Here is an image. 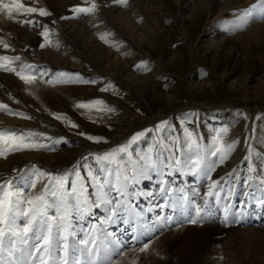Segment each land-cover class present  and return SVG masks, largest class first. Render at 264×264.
I'll list each match as a JSON object with an SVG mask.
<instances>
[{
  "label": "rangeland",
  "instance_id": "obj_1",
  "mask_svg": "<svg viewBox=\"0 0 264 264\" xmlns=\"http://www.w3.org/2000/svg\"><path fill=\"white\" fill-rule=\"evenodd\" d=\"M58 1L35 0L33 3V0H21L26 6L44 8L51 15L14 16V19L24 21L31 17L42 21L38 29L42 33L47 25L50 42L54 36L57 39L59 36L61 40L64 38L57 27L59 20L91 18L97 22L101 15L105 16V23H98L100 26L105 24L107 28L97 35V45L103 48L100 55L106 56L110 50L119 53L121 64L108 68L105 57L101 61L100 55L91 51L74 59L77 66L74 69L61 66L56 70L44 62H34L35 55L44 50L49 42L41 48L45 41L39 33L38 43L26 45L23 34L28 25L4 19L7 31L0 38L10 45V50L0 47V55L9 53L12 55L8 56L15 57L16 48L10 41L21 42L24 46L21 55H18L21 62H18L19 66L16 62L15 67L27 64L35 66L36 72L56 71L57 75L66 72L70 76L58 75L55 84H46L47 73L43 79H38L46 87L36 82L27 85L28 90L25 91L28 92L23 93L20 101L11 88L7 91L9 97L14 99L12 103H6L0 96V103L9 108L14 104L18 109L13 111L31 117L25 119L11 115L13 119L24 120L25 126L0 123V129L5 127L18 133L33 131L42 134L32 139L45 145L41 150L16 152L6 159L0 158L6 163L0 166V184L15 178L14 183L19 190L35 194L49 183V177L41 173L60 177L77 170L81 175H86L90 170L98 179L104 178L107 173L95 157L127 143L133 136H140L133 146L135 156H142L149 148H154L161 135H171L180 138L177 157L187 159L186 150H181L184 149V129L195 134L203 148L201 155L206 164L212 165L214 158L209 155L212 140L226 130L223 140L225 144H234V150L222 164L215 161L218 166L211 173L212 180L223 178L221 195H225L219 202L209 199L208 205H204L202 197L210 183L207 176L193 175L183 165L174 166L162 171H150L156 174L152 192L151 187L144 184L143 175H140L128 187L127 195L120 198L123 206L112 216L111 222L102 223L110 212L105 208H96L83 218L73 216L72 224L77 239L85 235L96 237L100 247L95 259L100 262L107 260L113 247L122 245L121 250L128 249L126 256L120 258L118 254L112 255V259L118 260L119 264H132L137 259L132 246L139 247L151 241L150 251L139 255V264H180L181 258L189 255L197 256L199 264H264L262 219L258 221L263 223L259 230L260 237L246 235L229 242L220 238L219 243L210 245L205 244L206 230H192L206 222L195 225L187 222V218L193 216L191 204H200L204 209L202 216L207 214L208 219L220 213L222 221L227 205L232 209L230 215H237L240 220L243 212L256 213L259 208L260 216L264 212V184L261 183L264 181V16L254 15L245 22L241 15L258 0H188L185 4V0H127L126 6L113 0H94L97 8L88 14H75L70 9L90 7L91 0H72L74 5L70 4L72 6L66 14L56 18L54 9ZM115 8L130 10L131 24H137L141 31H146L153 20L157 31L144 39L146 42L135 46L123 34L126 31L122 33L109 20V10ZM0 16L6 17L4 14ZM71 74H79L80 81L75 82L76 78ZM70 78L73 82H61ZM54 85L56 90L50 89ZM105 88L108 90L102 91ZM96 99L104 101L114 111H86L75 107L77 103ZM54 114L67 119L61 122L53 118ZM1 115L7 114L0 112ZM69 121L78 127H71ZM162 122H167L171 127L158 133L156 128ZM87 136L100 138L106 143L90 141ZM234 158L236 164L229 169ZM223 170H226L225 173ZM241 173H244L243 187L248 188L253 197L249 201L251 209L243 208V196L248 191L243 193L241 190L238 196L235 195L236 188H232L234 176ZM193 177L200 178L198 186L186 184ZM68 178L71 181L74 175ZM229 178L231 183L225 189ZM33 180L36 181L35 192L30 188ZM162 181L163 186L171 191V196L161 194ZM90 195L95 200L91 188ZM182 195L188 196L191 204L183 201ZM165 204L168 207H164ZM91 217L94 220H89ZM157 222L161 227L158 228ZM119 232L128 234V237L125 236L128 241L122 240ZM143 234L146 237L141 241H130L132 237L138 240Z\"/></svg>",
  "mask_w": 264,
  "mask_h": 264
},
{
  "label": "snow or ice",
  "instance_id": "obj_2",
  "mask_svg": "<svg viewBox=\"0 0 264 264\" xmlns=\"http://www.w3.org/2000/svg\"><path fill=\"white\" fill-rule=\"evenodd\" d=\"M114 3L126 6L127 0H113ZM35 3V0H33ZM97 8L94 0H91L90 7H73L70 9L75 14L93 13ZM0 14H4L8 20L27 24L30 27L39 26V21L16 20L14 16L40 17L50 16L51 13L44 8L26 6L21 0H0ZM245 22L254 15L264 16V0L252 4L241 14ZM66 17H62L64 19ZM54 23V21H53ZM49 28L43 27L40 35L44 38V43L40 45L44 48L49 42ZM0 47L10 50V45L0 39ZM19 56L10 57L0 55V71L15 74L25 85H31L38 78L43 79L44 72H36L33 65H22L19 68L14 65L20 61ZM61 77L70 76L66 72L58 73ZM75 76V82L80 81L79 74ZM49 83L50 81H44ZM65 83H71L70 78ZM84 83H93L84 81ZM108 89H102L107 91ZM78 109L86 111L95 110L97 112H111L114 109L105 104L104 101L96 99L90 102H81L75 105ZM0 112L16 116L18 118L30 119L24 113L15 112L8 105L0 103ZM54 119L64 122L67 117L54 114ZM71 127H78L68 122ZM167 122H162L157 126L156 131L163 133L165 129H170ZM217 134L212 140L209 155L214 158L212 165L205 162L201 155V147L197 137L191 131L184 129V149L187 152V159L177 157V147L180 145V138L171 135H163L157 140L154 148H149L148 152L142 156H135L133 146L138 142L140 136H133L122 145L106 151L95 157L96 161L103 165V171L107 173L104 178H97L90 170L86 175H81L80 171L54 177L52 174H43L49 177V183L35 194L24 193L15 186V178L0 184V264H119L118 260H113L112 255H119L120 258L126 256L128 249L121 250L122 245H116L111 249L106 261L100 262L95 259L100 245L94 235H85L80 239L76 238V233L72 224V217L90 214L93 209L105 208L110 212L102 223L111 222L112 216L117 214V210L123 206L120 199L127 195L128 187L137 181L140 175L146 171L163 170L165 168L180 167L188 168L193 175L207 176L210 181L208 191L204 197V205L207 206L209 199L217 202L221 199L223 188L221 182L223 178L212 180L211 173L218 166L215 161L222 164L234 150V144H225L223 136ZM144 135V134H141ZM35 136H42L38 133H18L11 129H0V158H7L8 155L22 151L41 150L45 145L32 139ZM45 138L46 137H42ZM90 141L100 143V138L87 136ZM79 167V166H77ZM69 175H74V179L69 181ZM264 184V181H261ZM70 184V186H69ZM160 192L164 196H171V191L163 186ZM30 188L35 192L36 181L33 180ZM90 188L95 195V200L90 195ZM115 193L114 196L111 194ZM151 195V194H149ZM231 193L228 194L230 198ZM181 199L187 204H191L189 197L182 195ZM164 207H168L167 204ZM193 216L187 218L190 224L203 222L202 213L204 209L200 204H191ZM229 211V206L224 208L225 217ZM151 241L140 244L139 247L132 246L131 250L137 253V259L132 264H139V255L150 251Z\"/></svg>",
  "mask_w": 264,
  "mask_h": 264
},
{
  "label": "bare ground",
  "instance_id": "obj_3",
  "mask_svg": "<svg viewBox=\"0 0 264 264\" xmlns=\"http://www.w3.org/2000/svg\"><path fill=\"white\" fill-rule=\"evenodd\" d=\"M187 1L188 0H185L184 4ZM72 3H73L72 0H60V1H58L56 3V7L54 9L56 18L64 16L66 14V12H67V9L70 6L74 5ZM70 4H72V5H70ZM186 7H187V5L184 6L183 10ZM117 11H118V13H116ZM130 12H131L130 10L129 11L122 10L121 8L111 9V10H109V13H108L109 17L108 18L111 21V23L113 25H115L116 28L119 29L122 33H123V31H126L123 34L127 35L129 40L135 46L138 47V46L141 45L142 41H145L144 39H146L148 36H151L150 34H152V35L155 34V32L157 31L158 27H157L156 23L152 20V22H150V23L148 22L149 26L147 27V30L146 31L145 30L141 31L140 28L137 26V24L135 26L131 24L132 23L131 22L132 19H131V16H130ZM104 18H105V16L101 15L100 19H97V22L93 21L91 18L86 19V20H80V19L79 20H66L64 22H61L59 20L57 27L63 33V36H64L63 40L59 39V36H57L59 40L56 38V36L52 37L50 39V42L44 48V50L39 51V53H37V55H35L36 57L33 58L34 62H42V63L44 62L46 64H49V66H51L52 68H55L56 70H57V68L59 69V67L61 68V66H63V67L70 66L68 68L74 69V68H77V66L73 62L74 59L78 58L79 55H83V54L87 55L86 51H91L93 54H95L97 56L100 55L101 51H103L102 50L103 48H99V46L97 45V43H98L97 42V37H98L97 35H101V33L104 32V30H106L107 28L105 27V24H102V26H100L98 23H105L104 22ZM4 19H7V17L0 16V37L3 34L5 35L6 31H7V27L5 25V22H4L5 20ZM28 20L38 21V20H36V18L33 19L31 17ZM48 21H50V20H48ZM41 22L39 21V24ZM97 24L99 26H96ZM41 25H42V23H41ZM51 31H52V29H51ZM39 33H41V31L38 29V26L30 27L28 25L26 27V30L24 31V34L22 33L23 34V38H24L23 41L26 42V45L27 44L30 45V44L38 43ZM10 44L14 48H16L15 54H13V55H15V56L21 55L22 47H24L23 44L21 42L20 43H18V42L14 43L12 41H10ZM94 44H96V45L94 46ZM30 53L33 54V52H30ZM106 54H107L106 56L101 54L99 56V58L102 61V58L105 57V59L107 61V64H108V66H107L108 68L119 66L121 64V60H120L121 57H120L119 53H115V52H112L110 50V51L106 52ZM8 55H12V54L8 53ZM18 62H17V65H18ZM47 73H48V75H46V77H48L47 81H50L48 84H50V83L55 84L56 80H58V78H59L57 73H56V71H53V72L48 71ZM47 73H45V74H47ZM10 74L9 75H5L3 72H0V96L3 98V100L6 103L7 102L8 103H12V101L14 100V99H11L9 97V95H8V91L7 90H9V88H11V90L14 92V94H16V96L19 98V99L18 98H16V99H18L19 101L21 100V98L24 97L23 93H27L28 92V91H25V90H28L27 89L28 86L25 85L16 75L13 76V75H10ZM54 75H56V76L54 77ZM38 79L35 82L37 84L43 86V87L44 86L46 87L45 84H42L40 82L41 79L40 80H38ZM55 88H57L55 85L53 87H50V89H55ZM13 105L11 106V109H13V110H15V108L18 109V106H13ZM16 119H13L11 117V115H9V114L1 115L0 116V123L4 124L5 126L6 125H8V126H16V127H20V126L24 127L25 126L24 120H19L18 118H16ZM4 128H2V129H4ZM33 155H35V154H33ZM35 158H36V156H35ZM235 160L236 159L234 158L232 163L229 164L230 165L229 169L234 167V164H236ZM3 162H4V160H0V166L2 164H4ZM4 165H6V163ZM262 167H264V166L262 165ZM229 169H227V170L230 171ZM225 171L226 170H223L224 173H225ZM263 173H264V171H263ZM155 176H156V174L154 175L150 171H146L143 174L144 184H146V186L148 188H149V186L151 187L150 191L154 189L153 187H154V185L156 183L155 182ZM243 176H244V173L236 174L234 176V178H233L234 182H233V187L232 188H236L234 191L236 192L235 195H238V196H240V191L241 190H243V193L245 191H248V192H245L242 202H243V208L251 209V204H249L250 203L249 201H251L253 199V197L251 196L250 190L248 188L243 187V183H242V181L244 180ZM189 179H191V180L186 182L187 185L198 186V183L200 182V178L197 179V178L193 177V178H189ZM229 182L231 183L230 178H229V181L225 184V189L227 187H229V185H230ZM192 183H196V184L194 185ZM205 184H206V182H205ZM207 185H208V182H207ZM247 186H248V182H247ZM234 191H233V194H234ZM151 192H150V194H151ZM224 195H221L222 196L221 199L224 198ZM241 198H242V196H241ZM262 208H264V207H262ZM230 210H232V209L229 206V211H228V214H227V218L225 217V212L223 211L224 212V220H223L224 222L221 219L222 216L220 215V213H218L216 215H211L210 219H208L209 217L207 216V214H206V216L203 215L202 216L203 217V221H205L206 223L204 225L198 226V227H196L195 229H192V230H198L200 228H203L204 230L207 231V233H206L207 237L205 238L206 239V243H205L206 245H210L211 243H219L220 238L223 239V240H228V242H229L230 240L235 241L236 239H239L241 236H246V235H249L250 237H253V238L255 236L260 237L259 230L262 228L261 226L264 223L263 222L264 221V212L260 216V214H259V213H261L260 208L256 209V213H253L251 211L250 212H243L244 216L242 217L241 220H240V217L237 216V215L232 217V215H230L231 214ZM92 217L94 219H96L95 215H92ZM91 218H89V220H94L93 218L92 219ZM256 218H257V220H256ZM261 219H262L263 223H258V221H260ZM157 224H158V228L161 227L158 222H157ZM119 234L122 236V240L125 239V236L128 237V234L120 233V232H119ZM141 236L142 237L138 238V240H134L133 237H132V240H130V241L132 243L133 242L135 243L137 241H141L144 236L146 237L145 234H143ZM222 237H224V238H222ZM128 239H130V238H128ZM125 240H127V239H125ZM184 259L186 260L185 262H184ZM199 263H200V261L197 259V256H194V255H189L188 257H185V258L182 257L181 260H180V264H199Z\"/></svg>",
  "mask_w": 264,
  "mask_h": 264
}]
</instances>
